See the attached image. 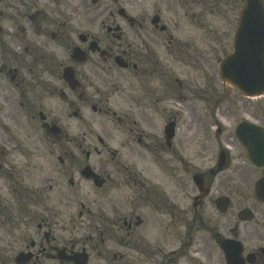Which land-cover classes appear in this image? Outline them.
<instances>
[{"label":"flooded vegetation","instance_id":"obj_1","mask_svg":"<svg viewBox=\"0 0 264 264\" xmlns=\"http://www.w3.org/2000/svg\"><path fill=\"white\" fill-rule=\"evenodd\" d=\"M19 1L17 7L12 8L14 14L10 19L14 26L21 27L22 38L28 40H31V36L39 38L42 36V29L53 31L52 23L42 25L39 0ZM57 1L64 7L71 5L69 0ZM142 1L132 0V5L128 7L133 10L137 3ZM202 1L154 0L152 11L143 10V13L137 11L131 16L133 20L118 15L117 11L120 9L118 4L106 6L103 3L96 6L100 11L93 17L88 16L89 13L85 11V15L79 21V28L83 31L71 33L73 37L67 35L64 44L66 51L70 52L68 66L72 68L74 78L81 85L78 92L72 93L71 97L77 95L78 99L83 98L81 104L92 105L93 113L106 117L110 115L123 140L115 146L116 149H112L108 144L114 141L112 134L103 130L102 137L97 138L101 150L97 151L93 147V152L102 160L91 168L98 175L101 187L98 188L99 198L93 200L83 193L81 184V181L93 184L92 179H86L81 174L82 168L89 166L93 158L89 150L92 146L91 141L87 139L86 134L79 137L60 129L59 134L51 136L57 146L63 140H66L68 145L67 148L55 151V158L61 167V171L57 172L58 177H54L51 166L43 168L37 164L39 156L36 150H0V180L6 184L9 194L7 198L0 197V204L3 205L0 214L3 220L0 226L9 231L8 236L4 238V244L0 245V264H75L74 260L78 258L82 262L86 259L85 264L101 262L105 264L108 254L99 248L105 246L106 241L103 237L107 234L111 236L110 232H115L116 235L124 232V237H129L132 242L131 245H124L125 242L121 239L119 245L114 247L116 248L114 252L108 251L107 253L112 256V262L137 264L145 259L154 264L157 249L154 248L151 239L153 232L157 231L155 226L158 223L162 231L159 237L165 240L171 237L178 243L193 230L195 232L204 230L208 233L213 245L208 251L210 264H225L223 252L230 255L232 264H264V151L261 150L263 144L252 142L247 145L248 157L247 151L242 148L234 133L236 126L243 120L257 124L264 132V116L256 118L251 113L242 111L238 118L228 122L227 129L222 130L217 120L218 105L214 107L206 105V111L210 107L213 110L206 112L209 116L205 117H210V120L204 119V122L210 124L212 120L216 128L212 134L215 149L209 160L199 155L202 150L197 153L200 157L197 158L195 165L181 156V152L176 155L175 142L178 133L175 129L172 139L166 140L163 134L154 137L138 127L146 126L149 130L154 124V115L162 108V105L153 104V95L160 94L171 84L183 88L186 77L190 78V73L186 70V60L190 58L197 63L201 51L196 44L200 42L202 31L206 27L202 20L192 17L190 25L193 29L187 33L178 25L176 11L183 9L185 16L188 5L192 7ZM99 2L101 0H93L94 4ZM228 7L235 9L233 3ZM80 8L76 5L75 12L80 13ZM171 8L175 10L174 16L165 15L164 11ZM99 18L101 19L97 22ZM28 24L29 29L26 27ZM91 26L94 27L88 29ZM53 33L57 36L63 34L59 29ZM51 38H54L53 34ZM76 47L85 57L82 64L71 57ZM158 49H164L166 55L159 58L156 54ZM31 55L34 56V60L38 59L39 55L35 49ZM169 59L172 67L168 63ZM116 63L125 64V69ZM85 64L87 69L82 67ZM190 65L191 68L194 67L192 62ZM62 66L63 64H60V67ZM175 67L177 71H174ZM17 72H14L13 79L16 78ZM22 73L20 72L19 76L23 78L21 80L23 85L26 84L27 76L35 80L42 76L39 71L27 75ZM111 73H115L114 79L107 80L105 77ZM93 76L105 85L107 83L114 85L118 94L119 91L122 94L126 88L132 86L140 92L138 96L140 99L150 93V105L140 103L135 105L127 101L130 105H121L118 111L110 112L109 97L103 98L100 91L97 95H89L86 91L93 83ZM123 84L125 86H122ZM36 87L57 90V87L49 85L38 84ZM154 102L160 101L157 98ZM6 106L8 109L3 116L14 126H19V113L23 111V107L28 109L29 121H35L44 137L49 136L50 126L57 125L58 119L52 116L51 111L44 116L38 108L40 105ZM69 106L74 107L76 104L72 102ZM231 106L239 108L236 105ZM260 106L264 109V105ZM79 113L77 108L73 116L81 118ZM163 117L165 124L174 120L169 115ZM20 124L24 127L21 122ZM254 138L261 136L255 135ZM183 141L184 137L179 146ZM250 148L255 150L251 151ZM250 156L254 158L255 163ZM144 160L147 162L146 171L138 168ZM195 176L201 177L203 184L201 188L194 185ZM169 177H176L175 183L179 182L194 189L192 197L188 199L190 204L185 202L180 206L172 197ZM258 182H261V200L254 194ZM220 199L227 204L225 211L220 210L224 209V205H220V209L218 207ZM75 201L81 208V211L77 212V219H73L72 214L69 216ZM15 205L19 207L15 208ZM23 205L30 206L32 213H26ZM95 205L98 206V215L91 214V208ZM209 206L211 211L208 210ZM207 212L211 214L210 218L207 217ZM242 212L244 213L241 214ZM91 217L97 219L92 235L98 236L99 245L92 244L96 239L95 235L94 239L87 235L60 244L56 234L65 230L68 220L81 225ZM202 226L207 229H203ZM224 240L233 242L226 248L223 245ZM235 242H239L240 245L237 246ZM178 249L168 256L164 255L161 263L170 264L173 261V264H179L180 257L177 261L175 256L181 254L182 250L179 247ZM128 251H134L133 255ZM232 256L237 263L232 260ZM200 258L198 262L190 258V262L207 264L203 254ZM123 260L125 261L121 263Z\"/></svg>","mask_w":264,"mask_h":264},{"label":"rangeland","instance_id":"obj_2","mask_svg":"<svg viewBox=\"0 0 264 264\" xmlns=\"http://www.w3.org/2000/svg\"><path fill=\"white\" fill-rule=\"evenodd\" d=\"M71 5H66L65 7L58 3L57 0H39L40 6V16L42 25H54L53 31L56 32L59 29L61 32L64 30L67 35L73 37L71 33H75L78 30L75 29L77 23L85 15V11L89 14L88 16L98 15L100 9H97L96 6L101 3L91 4L92 0H69ZM154 0H143L142 3H137L135 8L131 10L129 7L132 5V0H120L121 5L126 9V11L133 16L137 11L143 13V10L152 11V4ZM207 0H203L199 4H195L192 7L188 5L186 15L184 16V10L178 9L176 12L178 15L177 23L179 26H182L183 29L188 33L193 28L190 25L191 18L196 17L197 20L203 21L206 28L203 29L200 42H197L196 47L200 49V56L197 57V63L193 62L188 58L186 60L187 72L190 73V81L195 77L199 78L202 87V92L197 90L195 92L189 91L193 90L192 85H189V77H186V83L183 88H179L178 85H172L167 87L160 94L153 95L152 102L155 105H162V108H159L157 113L154 115V124L149 127L147 130L146 126H138L145 133H149L154 137H157L162 133L163 125L165 124L164 115H169L170 118H173L177 124V139L175 144H177L176 155L178 152H181L180 155L185 157L187 160L195 162L194 155L199 153L202 150V153H199L200 156L206 157L209 160V156L212 154L215 149L214 142L211 138V131L216 129L215 127L210 128L212 125V120L210 125H206V129L202 130V126L199 123H203L206 120L205 115H208L204 110L206 105H211L214 107L218 105L217 108V118L222 121L232 122L241 115V112L251 113L254 117L264 116V109L260 105H264V97L258 99H248L245 96L238 95L234 90L227 88L219 78L218 73V62L223 58L225 54H228L232 48V35L237 24V16L239 12V7L235 9H227L223 6V0H212L213 4L211 5ZM211 1V0H210ZM19 0H0V149L3 150V145L6 149L10 150H36L39 158L36 160L38 165H42L43 168L51 166L52 173L54 177H58L57 172L61 171V167L55 158V151L61 150L62 148H67L68 146L62 142L58 146L55 145L54 140L52 141L49 137L48 139L42 135L39 127L35 124V121H29L27 115L28 109H24L19 113V120L24 127L20 124L19 126H14L9 123L7 129H3V123L6 122L3 120V113L8 109L6 105H40L39 109L49 108L52 110L54 115H56L61 120V125L63 128H67V125L71 127L69 133L73 135L88 134L92 137L91 145L100 149L95 136H102L103 130L109 132L113 135L114 142L117 140L120 142L121 137L117 135L115 131L114 124L107 122L109 119L106 117H99L91 112L90 107H83L80 109L82 115V121H77L71 117L72 111L76 110V107H79L80 103L75 98L71 97L68 100H65V97L62 96L61 90L64 88L63 81L61 80L62 68L60 64H68L69 62L67 51L64 47L65 41L61 39L60 36L53 33L52 30H43L42 36L36 38L31 36V41L26 47V54L21 56L18 52L25 50L23 48L24 41L20 39L21 27L14 26L10 16L14 14L12 8H16ZM106 6L111 5L109 0H102ZM221 2V3H220ZM61 5V6H60ZM80 6V13L75 12V6ZM129 6V7H128ZM86 7V8H84ZM133 11V12H132ZM173 8L167 9L164 11L165 15L170 14L174 16ZM38 12V13H39ZM34 15V14H31ZM102 17V16H101ZM185 17V18H184ZM101 18L97 19L98 22ZM28 21V19H27ZM66 23V26L64 25ZM69 23L71 24L69 26ZM57 25V26H56ZM170 26H173V20L171 19ZM30 27V24L26 25ZM94 26L89 27L88 29L93 28ZM96 27V26H95ZM43 28V27H42ZM28 31V30H27ZM54 35V38H51V35ZM29 36V32L27 33ZM40 43V44H39ZM36 50V53L39 55L37 60H34V56L31 55L33 50ZM156 54L160 56H165L166 53L164 49L157 50ZM215 55L216 58H215ZM218 59V61L216 60ZM194 65L191 68L190 63ZM168 63L172 67L170 59ZM84 69H87V64L83 66ZM181 70V69H180ZM196 70V71H195ZM18 71L23 72V75L29 74L28 72L39 71L42 76L37 80L29 79L27 76L26 84L21 83L22 77H17L15 82H12L13 72ZM174 71H177V67L174 68ZM58 74V75H57ZM115 73L109 74L105 77L107 80L114 79ZM183 78V77H180ZM166 80H168L166 78ZM92 82L94 87H97L104 91V93H113L115 89L111 88L110 83L106 85L101 83L100 80L93 76ZM172 83V81H171ZM50 85L57 86L60 89H57L55 92L47 91L45 88L37 89L36 85ZM132 85V83H131ZM189 85V88H188ZM122 86H125L124 84ZM90 91V90H88ZM66 95H69L67 90H63ZM116 92V90H115ZM187 92V93H186ZM140 92L134 88H126L122 94L116 95L112 94L110 97V108L112 111H117L120 108V105H130L125 99L129 98L130 102H133L135 105L140 103L141 105H150L149 95L144 98H138ZM119 96V97H118ZM159 99V103H154L155 100ZM181 99V100H180ZM73 101L77 105L74 109H71L68 105ZM163 101V102H162ZM118 105V106H117ZM231 105L239 106L238 109ZM212 110V108L210 107ZM208 109V111L210 110ZM256 113H254V111ZM213 111V110H212ZM253 112V113H252ZM200 114V116H199ZM209 116V115H208ZM252 118V117H251ZM191 119H198L194 121L195 124H191ZM253 119V118H252ZM226 127V126H224ZM187 131V133H185ZM223 133V132H222ZM205 134L209 140L203 142L202 135ZM185 137L181 146L179 142L182 141ZM5 142V143H4ZM114 142L110 143V147L115 148ZM205 145V146H204ZM204 146V147H203ZM203 147V148H202ZM18 155V154H16ZM150 156V155H149ZM173 160V158H171ZM99 156H93L91 164L97 166L99 164ZM207 164V161L205 162ZM147 162L144 160L138 165L140 170L146 171ZM176 177H169L170 191L172 197H174L182 206L190 203L189 198L192 197L194 189L190 186L185 187L182 183H175ZM82 191L88 193V197L92 199H98V191L95 190L90 183L81 182ZM2 188V193H6L7 188L0 186ZM4 193V194H5ZM101 197V195H100ZM77 203L73 205L71 210L72 215L75 216ZM97 205L93 207V215H98L99 212L95 210ZM208 210L211 211V207H208ZM210 213L207 212V217L210 218ZM97 219L91 217L82 222L79 225L75 221H68L65 230L61 233L62 239L64 242L69 239H80L84 236H93V227L97 224ZM160 223L155 227L157 231L153 232L151 241H153L154 248L156 246L159 249L155 250L154 264H162L161 260L166 253V256L169 255L168 251H172L178 247H181L182 257L180 259V264H194L190 262V257L192 251L195 249L196 252L200 253L203 250H210L213 245L210 241L208 233L205 232H193L189 236H185L183 240L178 243L173 238L162 239L159 235H162L160 230ZM9 231L5 228H0V245L4 244L5 237ZM97 233V232H96ZM113 233V232H110ZM169 233V232H168ZM96 239L92 243L93 245H99V238L95 235ZM122 235L118 237H112L108 234L106 235L105 246L99 248L100 251L105 252L107 255L108 251H115V246L119 245ZM94 239V238H93ZM124 242L130 243L131 239L124 238ZM185 243H187L185 245ZM167 247V248H166ZM164 250L163 253L161 251ZM127 250H123L125 252ZM130 255H133L134 251H128ZM171 253V252H170ZM179 255V254H177ZM146 258V257H144ZM212 258V257H211ZM123 260L121 263H123ZM195 262V261H194ZM152 264L145 259L140 260L137 264ZM100 264H104L101 262ZM105 264H117L107 259ZM172 264V261L171 263Z\"/></svg>","mask_w":264,"mask_h":264},{"label":"water","instance_id":"obj_3","mask_svg":"<svg viewBox=\"0 0 264 264\" xmlns=\"http://www.w3.org/2000/svg\"><path fill=\"white\" fill-rule=\"evenodd\" d=\"M261 4L262 0H248L240 16L234 52L220 66L221 79L249 96L264 93V9ZM64 77L68 78L67 70ZM172 131L173 125H170L166 133L171 136Z\"/></svg>","mask_w":264,"mask_h":264}]
</instances>
